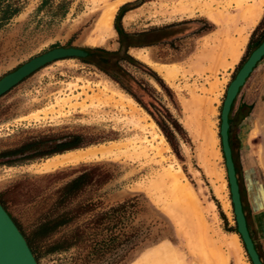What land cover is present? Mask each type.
<instances>
[{"label": "rangeland", "instance_id": "obj_1", "mask_svg": "<svg viewBox=\"0 0 264 264\" xmlns=\"http://www.w3.org/2000/svg\"><path fill=\"white\" fill-rule=\"evenodd\" d=\"M117 1L0 0V77L56 47L116 50L115 15L123 4L137 2L135 7L121 12L118 24L129 34L151 32L130 42L163 41L128 48L127 54L144 68L122 65L173 120L174 124L163 118L171 145L150 115L93 66L76 58L51 62L0 96V152L48 139L25 153L29 159L0 164V203L12 222L28 236L42 215L53 208L57 191L87 173L88 184L67 208L91 204L100 211L128 203L113 232L119 234L120 241L135 234L136 242L132 248L122 247V258L117 264H250L235 232L218 127L228 83L256 43L264 38V0L254 25L240 17L236 0H215L213 8L222 16L215 11L214 20L197 10L194 15L182 16L185 9L192 8H181L185 3L180 4L182 0H127L117 7L110 36L94 44L99 37L93 29L100 11L116 6ZM224 3H230L226 13L221 8ZM168 25H176L165 32L170 37L162 39L164 34L152 32ZM250 39L254 43L247 48ZM234 47L237 52L231 56ZM131 49H143L152 62L182 70L174 87L133 57ZM103 83L132 99L140 118H145L144 125L155 124L154 132L164 138L159 145L160 155L155 150L158 141L149 142L148 137L149 141L142 144L144 148L138 149V138H142L138 129L123 122L115 127L105 113L98 112L89 102L83 109L68 107L80 105L85 98L83 92L96 93L97 86ZM62 99L70 102L63 105ZM241 104L248 108L242 110L247 114L239 119L234 112ZM231 114L229 134L240 202L264 264V57L239 88ZM67 136H79L80 146L47 154ZM101 147L113 149L105 156L97 154L90 160L44 169L50 159L59 155ZM73 226L57 230L52 238ZM103 236L108 238L109 234ZM91 247L87 243L56 254L36 249V264H103L109 258V252L104 256L91 255Z\"/></svg>", "mask_w": 264, "mask_h": 264}, {"label": "trees", "instance_id": "obj_2", "mask_svg": "<svg viewBox=\"0 0 264 264\" xmlns=\"http://www.w3.org/2000/svg\"><path fill=\"white\" fill-rule=\"evenodd\" d=\"M139 2V1H138ZM137 2L125 3L118 9L117 14L114 18L113 29L117 33L118 48L116 50H106L102 47H85L82 50L86 53L84 58H76L83 63L93 66L99 72L107 76L111 81H113L120 89H122L126 94H128L137 104H139L148 115L152 118L155 124L162 130L164 136L168 140L167 130L163 123V118L168 120L170 123L174 124L170 116L162 110V108L157 104L145 91V89L124 69L123 63H127L137 67H143L138 61L134 60L127 54L128 48L134 47H144L148 45L155 44L163 40H156L150 43H133L130 42L132 38H139L142 36H148L151 32H141V33H125L120 25L118 24L121 12H125L126 7H135ZM129 8V9H131ZM176 25H168L163 28H157L152 30V32L162 33L165 37H170L166 35L167 30L173 29ZM199 30V29H198ZM255 31V30H254ZM253 33L251 35V39ZM164 38V39H165ZM161 39V38H160ZM249 40L247 48H249L254 42ZM261 38L255 45V47L262 41ZM254 47V48H255ZM264 55L262 56V58ZM149 71V70H147ZM148 73L151 74L149 71ZM234 102V100H233ZM230 106L227 122H228V144L231 150V141L229 129L232 124L233 114L232 106ZM156 109V111L154 110ZM248 106L239 105L235 110L234 115L242 119L245 117L247 112L243 113V109H247ZM160 111V112H159ZM46 140H36L29 141L22 144L18 148L5 150L0 152V164L11 165L14 164L16 160H27L28 155L24 156L27 151L33 150L45 143ZM53 140V139H52ZM79 136H67L66 141H61L52 146V149L47 154H58L64 151L72 150L78 148L80 145L77 143ZM168 143L170 144L169 140ZM171 145V144H170ZM232 158V153H231ZM235 176L236 169L234 161L232 159ZM89 177L87 173H81L76 176L66 184H64L58 191L56 198L53 203V208L48 212L44 213L40 218V221L36 224L34 229L30 232L28 236L24 235L22 231L13 223L21 236L24 238L28 249L30 250L34 260H37V255L35 254L36 249H43L44 254H56L69 250L70 248L90 243L92 244L91 255L104 256L106 253L109 254V258H105L103 264H117L121 261V255L119 254L122 247L129 246L132 248L136 242V235L130 233L126 236L124 241H120L119 234L115 235L113 230L116 229L121 220V215L125 213L128 209V203L122 202L114 206L108 207L105 210L97 211L91 204L78 205L74 208H67V205L72 201V199L82 190V188L88 184ZM237 181V178H236ZM238 184V182H237ZM239 191V189H238ZM0 206L5 211L4 207L0 203ZM242 206V205H241ZM243 211V208H242ZM244 215V212H243ZM245 217V215H244ZM246 221V218H245ZM73 228L65 233H62L56 238H52L57 230L73 225ZM247 230L249 236L252 240L254 249L256 250L255 243L251 237L247 222ZM104 233H108V238H105ZM99 237V238H98ZM257 252V251H256ZM258 254V253H257ZM259 256V255H258ZM260 260V257H259ZM261 261V260H260ZM262 263V262H261ZM263 264V263H262Z\"/></svg>", "mask_w": 264, "mask_h": 264}, {"label": "bare ground", "instance_id": "obj_3", "mask_svg": "<svg viewBox=\"0 0 264 264\" xmlns=\"http://www.w3.org/2000/svg\"><path fill=\"white\" fill-rule=\"evenodd\" d=\"M97 1L106 2L107 0H97ZM126 1L127 0H118L116 6L107 7V8L100 11L98 18H97V21L95 23L94 29H93L94 33L99 34V37L94 42V44L101 43L106 37L110 36L111 32L109 30L111 28V21H112V18L114 16L116 10H117V7L120 6L121 4L125 3ZM214 1L215 0H182V3H180V4H183L184 2L185 3L183 5H181V8L182 7L184 8L187 5L192 6L191 9H185V11L182 13V16L186 15V14L187 15H194L195 10H197V12H199L201 15H205L210 20H214V19H212V16H213L212 14L215 11L216 12L218 11V14L222 16V13L221 12L219 13V10L217 8H213L212 4ZM249 1H252L253 3L252 4L249 3L250 4L249 5L248 4ZM258 1H260V4L259 3L255 4ZM224 2H226V1H224ZM227 2H228V0H227ZM241 3H244V4L242 5ZM261 3H263L262 0H236L237 7L240 10L239 13H241V15L240 14H238V15H240V17L242 19H244V21H250L251 25H254L256 23V21L259 19L260 14H261V9H262ZM229 5H230V3H224V6L221 4V6H223V7H221V6L220 7L223 9V12L226 13L227 10L229 9ZM239 39H240V37L238 38V40ZM240 44H241V42L239 43V45ZM142 50L143 49H138V50L137 49H131L130 53L133 57H135L136 59H138L140 61H143L150 68H152L160 77H162L164 79V81L167 84H169L171 87H174L175 80L178 79V77L181 75L180 73L183 71L179 70L174 65H163V64H157V63L152 62L149 59L148 55H144ZM236 52H237V48L234 47V49L231 51V53H232L231 56H235ZM182 77H184V75H182ZM75 85H74V88H75ZM87 85H89V84H87ZM69 86H72V85H69ZM86 86H82V88L83 87L86 88ZM110 86L111 85H108L107 83L100 84L97 86V92L91 93V95H88L87 92H83V95L85 96V98L82 99L83 100L82 103H79L80 105H78L77 103L74 105L69 104L68 107L73 109V108H76L78 106V107H80V109H83L85 106L84 105L85 102H89L90 106L93 107L94 109H97L98 112H99V110H101L102 113H105V117L108 116L109 119L113 122L115 127L118 126L121 122H123L126 125H131L134 128L138 129L142 133V138L139 139L137 137L138 143H139V146L137 145L138 149L144 148L142 146V144H145L149 141V140L147 141L148 137L151 138V140L149 142L152 141L154 143V142L158 141L157 142L158 143L157 148L155 150H156V154L160 155L161 154V148H159L160 147L159 145L164 143V138L160 134L154 132L155 124L152 122L151 124L149 123V125L148 124L144 125V124H146V123L143 124V122L145 121V118L144 119L140 118L141 115L138 111L139 109H136L135 103L132 101V99H130L127 95H122L121 93H119V91L115 90L114 88L112 89ZM76 87H78V86H76ZM89 89L90 88H87V90H89ZM72 90H74V89H72ZM81 91H82V89H81ZM81 94L82 93L80 92V95ZM78 96H79V94H78ZM64 99H62L63 105L70 102L69 99L67 101ZM72 99H74V98H72ZM57 104L60 105L58 102L56 103V105ZM60 107H63V106H60ZM85 108L87 109V107H85ZM58 110H60V109L58 108ZM113 111H114V113H112ZM121 115H123L126 118H124L122 120ZM146 116H143V117H146ZM120 117H121V120L119 119ZM125 144H124V146H126ZM135 144L136 143H134V145ZM116 146H113V147L115 148ZM133 147L135 148V146H133ZM117 148H119V147H117ZM111 149H113V148H111ZM111 149L107 150V149L101 147V148H96V149H88L86 151H76V152L62 154V155H59L53 159H50L48 161V163L45 164L44 169L48 170L51 168L58 167L61 164L77 163V162L83 161V160H90L94 157L96 158L97 154H101V156H105L107 153L110 152ZM204 251H205V249H203V251L201 253H204ZM205 264H209L208 261H206Z\"/></svg>", "mask_w": 264, "mask_h": 264}, {"label": "water", "instance_id": "obj_4", "mask_svg": "<svg viewBox=\"0 0 264 264\" xmlns=\"http://www.w3.org/2000/svg\"><path fill=\"white\" fill-rule=\"evenodd\" d=\"M86 53L80 48L56 47L39 54L13 71L0 77V96L14 87L28 75L51 62L66 58H84ZM264 55V38L249 53L245 61L236 71L232 80L228 83L219 112L218 136L220 150L225 168L226 182L229 192V200L232 209L235 232L238 235L243 249L250 264H262L254 249L249 236L245 217L243 215L238 184L231 158V150L228 144V122L227 116L230 106L237 95L239 88L243 85L249 73ZM0 264H36L24 238L21 236L12 220L0 206Z\"/></svg>", "mask_w": 264, "mask_h": 264}]
</instances>
